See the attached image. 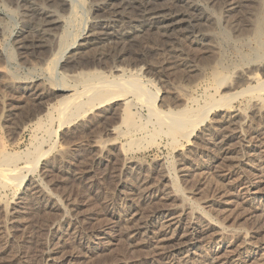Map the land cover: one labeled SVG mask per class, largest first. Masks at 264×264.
<instances>
[{"label": "rangeland", "instance_id": "374dc122", "mask_svg": "<svg viewBox=\"0 0 264 264\" xmlns=\"http://www.w3.org/2000/svg\"><path fill=\"white\" fill-rule=\"evenodd\" d=\"M65 1L0 0V163L31 165L17 171L22 182L0 181V264H264V95L235 93L202 116L189 114L200 117L188 138L165 133L146 107L123 99L88 105L60 126L55 84H72L101 66L88 55L70 73L64 59L53 65L43 59L46 52L26 51L20 42L30 36L28 5L57 18L46 36L55 47L63 33L76 38L84 26L86 33L107 19L101 0H73L71 13ZM199 2L197 12L209 20L199 22L206 41L190 37L169 53L148 28L123 51L131 73L158 88H150L151 98L161 110L194 112L253 85L252 68L264 78V31H256L264 0L227 12L238 21L235 32L217 6ZM38 148L46 149L39 160ZM35 188L39 200L29 194ZM139 221H150V229L128 240L126 227ZM47 247L55 251L50 260L43 257Z\"/></svg>", "mask_w": 264, "mask_h": 264}, {"label": "bare ground", "instance_id": "6f19581e", "mask_svg": "<svg viewBox=\"0 0 264 264\" xmlns=\"http://www.w3.org/2000/svg\"><path fill=\"white\" fill-rule=\"evenodd\" d=\"M160 1L161 2L157 3L156 0H151V1L150 0H118V1L101 0L100 5L97 4V6L99 10L103 12L104 17L107 16V19H103V21L100 24H98L95 29L89 28V30L86 33H85L86 26H84L82 30H80L81 33H78L76 38H74V36L71 37V34H69L68 32L63 33L61 37L62 43L60 40L59 44L56 47L53 46L51 42L49 43L47 42V37L48 34H50L49 33L50 30L52 31L55 22L58 21L56 20L57 18L54 19L52 17L53 15L49 14V12L51 13V11L48 12L47 10H43L41 8H37L34 7L33 5H28V4H27L28 6H25V11H27L28 17L30 16L31 31L29 37L26 38L25 36L24 39L21 40L20 43L22 48H24L26 51L30 50L32 53H37V52L42 53V51L46 52V55L43 57V59L47 60L48 62L50 61L53 65H58L57 63L61 59H64L62 68H65V70H67L70 73H73L80 68L79 65L76 66L74 63H76L84 56L86 57L88 55L92 56L95 64L101 66V69L97 70L96 73L93 71L92 73H88L87 75H85V77L77 78V79L75 78V80L71 81L72 84H69V81L66 84L63 83L55 84L54 89L56 91H59V94L61 95L56 100V103H58L59 106L57 107V109H55L57 111V112L55 111L56 112L55 118L58 119V123H59L58 125L62 126V124L67 123L71 119L78 117L80 113L83 112L85 113L87 111L86 109L88 105L94 107L96 105V108L98 109L102 106V104L104 105V103L106 102H110V101L115 102L123 99L131 102L133 101V103L135 102V104H138L140 107H146L148 109L149 115L155 116L157 118L158 120L157 128L159 127L165 133L171 134L173 136H182L188 138L190 136L189 128L193 127L192 126L193 124L197 125L195 123L196 118L200 117V116L192 117L191 115L189 116V114L202 116L203 114L209 112L211 107L216 108L218 104L220 105L224 102H227L239 92H241V94L250 93V95H252L253 92L256 91L257 93V91H259L261 92V94L264 95V78H259V74L257 72H254V69L252 68L249 72L250 75L247 76V79L250 82L254 81L256 83H254L253 85H245L244 87H242L237 91L233 90L234 93L228 92L229 94L226 93L220 95L219 97L217 96V98L215 97L212 99L210 98L211 100L209 101V103L207 101L208 104L206 103L205 106L200 107L198 109L195 108L196 110H194V112L192 111L187 113V112H182L179 109L178 110L159 109L157 107V104L155 103V100L151 98V96H153L154 93H151L150 90L151 87L154 88V90L158 88L152 85V81L150 79L141 77L139 75L140 73L134 74L135 70L134 73H131V71L133 70H130L128 68L131 65V63L124 58L123 51L125 50L127 45L131 44L133 40L136 39L137 35L143 34L144 30H146L145 32H147L148 28H155L156 32H158V34L163 39L164 43L163 44L161 43L162 47H164L163 49L169 50L168 51L169 53L176 50L177 49L176 47L178 46V44L180 45L182 41H188L190 37L193 38L195 37L196 40L200 38L202 39V41L204 40L206 41L207 39L206 37L208 33H206L205 30H202L203 28L199 26L201 22L209 21L208 16H205L204 14L197 12L198 11L197 9H199L198 5H200L199 1L202 0H171V1H166L167 3L165 2L164 4H160V3H163L165 0H163V2L162 0ZM203 1L205 4L217 6L219 11L222 12L223 14V18H224L223 21L228 26H230L233 32H235L238 29L237 28V25H239L237 24L238 21H236L235 19L230 20L226 18L228 16L227 12L233 10L235 12H239V10L241 11V8L245 6L244 2L245 1L248 2L249 0H203ZM254 1L255 2L257 1L256 3H258V1L260 0H253V2ZM65 2L69 3V9L71 13L75 5L73 0H66ZM25 3H27V1H25ZM261 3L259 4L261 5ZM247 10H246V15H247ZM258 11H259V15L257 14V17L255 16L258 24V29H256V31L258 34H261L263 33L262 31H264L263 30L264 20L262 16H260L261 11L260 10ZM77 38H81V40L77 42L76 41ZM75 43L76 46L73 47ZM71 48L74 49L71 50ZM174 56L176 57V55ZM116 57L118 58L115 60ZM117 60H120L124 64V66L120 67L118 66V64L116 65ZM176 63L177 62H173L174 67L179 66ZM181 65L185 67L184 69L188 70V74H186L188 75V77L186 78L187 81L190 83L191 82L195 83L196 80L195 76L191 77V75H189V72H192V69L190 68L191 66L187 65V63L186 64L182 63ZM248 67L250 66H246L245 68ZM68 76L70 77L72 75H68ZM217 86L220 87L222 86V84L218 82ZM232 89L234 88L232 87ZM39 94L40 93H38L36 90L32 91V96L34 97L38 96ZM131 102H129L130 105L132 104ZM91 106L89 107L91 108ZM89 110L91 109L88 108V111ZM49 117L51 121V118L53 117L52 113L51 116ZM128 119H130V117ZM160 129L158 131H160ZM44 130L46 129L44 128ZM158 131L156 129L154 132L158 133ZM40 148L37 149V152H39ZM45 151L46 149H44V151H41L39 152V154H37L38 160L40 157L42 158V156L45 155ZM5 159L6 161L0 163V181L6 184H12V183L14 184L15 180L19 179V181L22 182L25 176L21 175V173H19L20 176L17 175V171L19 170L21 172L22 170H28L29 168H31V165L29 164L30 161H24L21 164V166H16L15 165L16 163H14L13 158H5ZM142 188L144 190V186H142ZM29 194H31V197L33 199L39 200L40 197H43L42 193H40V191H37L36 188L35 190L32 191V193ZM45 203L47 204V202ZM169 213H167L166 216H168ZM169 217L171 216L169 215ZM173 218L174 217H171V219ZM179 221L180 220H177L176 222ZM53 226H54V222H52L51 228ZM150 227H151L150 221L149 222L139 221L136 223H132L131 225H128V227H126L125 237L128 238V240H131L133 236L140 234L141 233L140 231L145 232L149 230ZM193 229H194V225L192 224L189 226V230L192 231ZM76 233L77 232H75L73 236H77ZM101 236L102 237L104 236V232H102ZM63 241L64 240H62V242ZM46 249L47 250L43 253V257L45 260H50L53 257L52 254L55 253V251L52 250V248L50 249L48 247ZM65 259L66 257H64V259L61 260H65ZM63 263L64 262L60 260L56 261V264H63Z\"/></svg>", "mask_w": 264, "mask_h": 264}]
</instances>
